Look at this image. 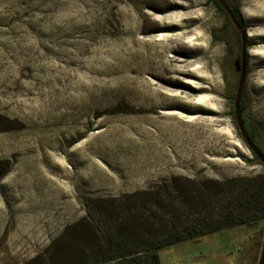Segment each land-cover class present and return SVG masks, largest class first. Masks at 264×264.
Returning a JSON list of instances; mask_svg holds the SVG:
<instances>
[{"label": "rangeland", "instance_id": "obj_1", "mask_svg": "<svg viewBox=\"0 0 264 264\" xmlns=\"http://www.w3.org/2000/svg\"><path fill=\"white\" fill-rule=\"evenodd\" d=\"M226 1L252 43L243 116L264 153V0ZM238 47L207 0H0V264H94L92 221L112 212L133 242L138 216L247 209L264 168L230 114ZM247 225L259 264L264 215Z\"/></svg>", "mask_w": 264, "mask_h": 264}, {"label": "trees", "instance_id": "obj_2", "mask_svg": "<svg viewBox=\"0 0 264 264\" xmlns=\"http://www.w3.org/2000/svg\"><path fill=\"white\" fill-rule=\"evenodd\" d=\"M207 1L214 6L217 12L223 14L226 19L230 22L229 18L226 16L224 11L220 8V6L215 0ZM224 2L229 6L226 0H224ZM230 9L232 10L234 16L238 19L240 24L246 29L245 23L238 8L230 7ZM251 45L252 43H247V47ZM237 59L238 53L236 56V60ZM233 97L234 94L231 97L232 103ZM242 98L240 103V109L244 124L250 137L255 142L254 135L252 134L250 127L247 125L243 116L246 108L244 106ZM230 114L234 118L235 122L233 108L231 109ZM252 160L258 164H261L253 153ZM248 193L249 197L246 201L247 205H245L247 209L235 210V208H232L230 205H226V208L220 211L216 217H212V215L206 212L207 210L205 209L204 211H202L199 217L193 220H188V222L183 221L180 223L176 222L173 219L169 222L168 225L162 224L160 227H155L154 222H147L148 217L145 220L143 219V216H138L137 220L140 223L139 228H141V226H146L145 233L139 234V236L133 242H129L127 240V237L124 236V234H122L121 232L119 233L114 231L112 222H116V215H114V212H112L111 217L108 220L109 224L104 229L101 228L99 225L94 224V222L92 221L94 235H92V249H90L89 251V256L93 259L94 264H101L106 261L116 259L117 264H160L158 250L164 247H168L185 240L194 239L196 237H200L209 233L217 232L228 227H233L244 223H251L261 219L264 215V186L261 183L256 186H253L252 189L248 191ZM202 200L203 197H201V202L203 203ZM146 202H148V200H146ZM146 202H140L139 206L135 205V202H130V206L133 207V209L134 207H139L143 209L142 207L145 205ZM243 207L244 206H242V208ZM130 217L133 221L136 220L135 215H133V217L132 215H130ZM86 218L88 220V216ZM151 219L156 221L158 217H154L153 214L151 216ZM82 244L83 243H80V246H82ZM82 247L83 250H88V247ZM105 252H109L111 254V258L101 259L100 257H102Z\"/></svg>", "mask_w": 264, "mask_h": 264}, {"label": "crops", "instance_id": "obj_3", "mask_svg": "<svg viewBox=\"0 0 264 264\" xmlns=\"http://www.w3.org/2000/svg\"><path fill=\"white\" fill-rule=\"evenodd\" d=\"M248 223L164 247L160 264H254L259 231Z\"/></svg>", "mask_w": 264, "mask_h": 264}, {"label": "water", "instance_id": "obj_4", "mask_svg": "<svg viewBox=\"0 0 264 264\" xmlns=\"http://www.w3.org/2000/svg\"><path fill=\"white\" fill-rule=\"evenodd\" d=\"M220 8L224 11L226 16L229 18L230 22L234 26L239 40L238 47V59L236 60V65L238 68V77L235 84L234 89V97H233V111L235 117V124L237 130L241 136V139L247 146V148L256 156L259 162L264 166V153L257 146V144L250 137L248 131L246 130L244 120L242 117L240 103L244 90L245 78H246V65H247V31L240 24L238 19L234 16L232 10L228 7V5L224 2V0H215ZM259 264H264V243L260 253Z\"/></svg>", "mask_w": 264, "mask_h": 264}, {"label": "bare ground", "instance_id": "obj_5", "mask_svg": "<svg viewBox=\"0 0 264 264\" xmlns=\"http://www.w3.org/2000/svg\"><path fill=\"white\" fill-rule=\"evenodd\" d=\"M166 70H167V68H166V66H163V68H162V73H166ZM191 76H194V75H191ZM195 79H196V77H194ZM176 81H174L173 83H171V82H168V81H166V80H163V83L164 84H167V85H172V84H174ZM191 82H194V83H196L197 81L196 80H192ZM198 84V83H197ZM182 86H183V88L185 89V91H184V96H191V94L192 93H194V92H196L197 90H203V88L202 87H200V86H196V87H192L190 84H188V83H182ZM177 95V94H176ZM204 103H209V101L208 100H206V101H203Z\"/></svg>", "mask_w": 264, "mask_h": 264}]
</instances>
